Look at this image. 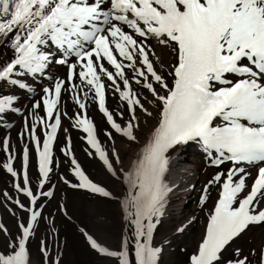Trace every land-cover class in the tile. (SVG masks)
<instances>
[{
    "label": "snow or ice",
    "instance_id": "snow-or-ice-1",
    "mask_svg": "<svg viewBox=\"0 0 264 264\" xmlns=\"http://www.w3.org/2000/svg\"><path fill=\"white\" fill-rule=\"evenodd\" d=\"M148 38L169 49L173 57L167 69L160 63L159 73L150 59L153 49L144 43ZM49 43L57 49L56 56L42 49ZM0 47L4 49L0 57V89L8 88L24 98L33 92L27 78L45 76L49 61L66 64L67 69L64 79L56 78L54 83L44 85L39 100L31 102L29 109H21L16 94H0V121L6 127H12L8 119L24 112L33 121L30 127L24 124V131L36 146L39 173L36 186L30 187L26 145L21 152L23 184L16 183L14 187L31 206L13 201L25 212L23 218H16L15 237L0 224L8 240L0 251V264H31L28 241L37 230L38 218L47 219L38 198L53 195L51 188H43L52 171L63 86L74 92L87 85L88 91L83 95L89 97L94 92L91 100L111 128L128 141H136L135 131L140 123L136 108L146 116L152 113L130 88L126 67L133 69L131 80L142 83L154 98L147 102L157 111L154 126L126 170L120 169L118 175L110 156L118 164L119 154L115 149L110 155L101 149L93 121L79 114L73 117L72 127L87 134V144L95 149L107 173L122 180L118 202L125 221L123 239L113 250L81 229L90 247L113 258L114 264H160L163 245L168 241L162 238L154 243V231L161 223L168 196L176 187L166 179L172 161L170 152L187 142L200 145L211 166L231 164L226 172L216 171L202 185L201 205L207 201L211 187L215 186L218 192L206 212L201 238L188 264H221L222 252L234 239L250 226L264 225V206L260 205V200H264V0H0ZM68 57H73L74 62L67 63ZM137 60L140 67L136 66ZM156 61L159 63L160 58L156 57ZM77 76L80 85L74 83ZM104 77L110 82L107 86ZM117 77L122 84L117 83ZM113 88L127 105L129 119L123 124L117 123L106 107V91ZM72 100L78 105L77 113L86 108L78 96L73 95ZM41 102L43 117L39 114ZM45 118L51 119L46 122ZM41 130L42 146L38 140ZM0 151L8 154L0 167L11 177H18L21 173L13 166L16 149L10 148L9 136L0 137ZM61 151L71 158L70 171L79 181L73 187L112 197V192L85 175L67 145ZM246 166H251L254 174ZM59 179L69 183L64 176ZM4 196L8 197V193ZM59 210L65 211L63 205ZM183 230L182 225L175 232ZM39 252V264H54L44 240L40 241ZM233 252L224 264H264V242L252 253H243L238 247Z\"/></svg>",
    "mask_w": 264,
    "mask_h": 264
},
{
    "label": "bare ground",
    "instance_id": "bare-ground-1",
    "mask_svg": "<svg viewBox=\"0 0 264 264\" xmlns=\"http://www.w3.org/2000/svg\"><path fill=\"white\" fill-rule=\"evenodd\" d=\"M144 43L153 49L154 55L150 54V59L152 57L155 58V63H153L155 70L157 71V69H160L159 72L162 71L160 63H164L165 69H167L173 59L171 54H169L167 50L165 51L163 47L155 44L156 42L153 43L152 41L149 42L145 40ZM3 54L4 49L0 47V57H2ZM156 57L160 58L159 63H157ZM124 63L130 64L132 62L124 61ZM136 66L140 67L138 60L136 61ZM66 71L67 69L63 67L62 71L57 72L58 75H52L51 73L49 83H54L56 78L64 79ZM124 71L125 75L129 77L130 88L140 95L143 104L148 100L154 99L146 89H143L142 83L136 84L135 81L131 80V76L133 75V69L131 67H126ZM163 75L167 78L166 70L163 71ZM228 78L233 79V77ZM116 79L118 84H122V81H120L118 77ZM137 79L142 81V77L140 76H137ZM103 80L106 86L110 83L107 81L106 77H104ZM49 83L47 81V83L44 82L43 84ZM80 84L81 82L77 81L76 85ZM153 84L157 88V91H160L159 87L155 85V82H153ZM43 87L44 85L40 86L36 91L33 90L27 98L23 96L20 97L21 103L19 106L22 110L29 109L31 102L39 100V95ZM67 88V85L62 87L61 99L59 101L61 129L58 139L56 140L57 163L54 165V169L52 168L49 181L46 182L47 187L43 188L44 191L51 188L53 190V195L50 197L38 198L39 204L44 205L42 215L43 217H47V219L38 218L37 230L28 241L31 264H39L41 261V253L39 252L41 240H44L46 249L54 264H114L113 258L102 256L90 247L84 232L93 236V238L105 247L113 250L117 249L125 234V221L118 202V194L121 193L122 189V180L112 177L107 173L106 168L103 166V162L95 155V149L87 144V140L85 139L87 134L79 128L72 127L74 123L73 117L79 114L82 117L86 116L91 119L101 149L109 155L113 149H115L119 154L118 164L116 163V158L110 156L111 162L118 170V175L120 169H127V165L130 164V161L134 158V154L141 144L144 143L154 124L146 125L145 128H142L141 125L145 122V114L141 112L139 108H136L135 115L140 121L138 131L142 132V136L139 137V139L136 138V141L130 142L116 133L115 130L111 128V125L107 123L103 114L98 111L94 102L91 100V96L94 95V92H90L89 97L83 95L84 91H88L87 85H84L82 90L76 89L74 92H68ZM73 95L78 96L86 104V108L80 113H77L78 105L74 104L72 100ZM145 97H147V100ZM151 105L155 114H153L151 110H149V112L152 113V117H155L157 116V111L155 106L153 104ZM106 107L114 114V120L117 123L123 124L129 119L126 102L119 99V95L114 88L106 91ZM65 112L68 113L67 116L63 115ZM117 112L121 113V115H116L115 113ZM139 113H141L140 116ZM39 114L43 117L42 102L40 103ZM7 122L12 124V127L8 128L5 126L0 128V137L5 135L10 137V148L16 149V154L13 156V159L18 160L17 164H19L21 152L26 145L28 146L29 153L32 152V144L29 141L28 134L24 131V124L27 123L30 127L33 121L31 117H28L27 113L24 112L20 117L11 118ZM42 136L43 131L41 130L38 132V139H41ZM109 136L111 138H109ZM66 137L68 139H65ZM65 145L70 148L73 157L81 166V170L89 177L93 178L98 184L112 192V197L90 195L78 191L76 187L72 186L75 184L77 178L70 171L72 168L71 158L65 156L64 152L61 151V148ZM7 156V153L0 151V166H2L4 160L7 159ZM189 163L190 165L192 164L191 167ZM33 164L34 159L31 157L30 168ZM175 164V169L173 168L168 174L171 175V178L167 176L170 185L175 184L176 187L174 189L177 190V187L184 184V181L188 179L196 182L194 188L197 187V191L194 197L191 196L187 207L176 216H172L173 210H176L173 208L175 200L180 198L181 201H183V196L178 193L173 195L175 200L169 210V217L163 219L162 216L161 223L155 229L154 243H159L162 238L168 241L166 245H163V254L160 257V264H188V258L196 249L199 239L201 238L203 224L206 221V212L213 205L217 192L215 186L211 187L208 192L207 201L203 205L199 203L198 195L202 191V185L207 182L206 178L214 171L211 167L205 166L201 157H192L187 159V163L175 162ZM228 165V163H224L222 166H219L218 171L224 168L221 172H226ZM246 167L250 173L254 174L255 170L251 166ZM32 170L33 169H31V178L33 179L32 187L34 188L38 182V178L34 177L35 174L32 173ZM60 176H64L69 183L65 184L61 181L59 179ZM251 178L252 177L249 178L248 182L251 181ZM13 179V177L4 173L0 167V224L7 228L8 234L11 237L17 235L16 218H23L25 216L24 210L19 209L13 203V190L11 188ZM5 192L8 193V197H11V199L4 196ZM17 193L21 196L23 195L19 192ZM21 202L26 204V206H31L27 205V199H21ZM61 205H63L65 210L63 212L59 210ZM260 205L264 206V200L260 201ZM35 206L38 207L39 205ZM8 209H12V211L10 212ZM186 221L187 223L184 225ZM182 225L184 226V230L181 233H176L175 229ZM81 229H84V232H81ZM261 242H264V225L250 226L247 231L240 235L238 239H234L226 250L222 252L221 264H224L226 259L234 255V248H240L243 253H252V250ZM6 245L7 244L0 247V251H3Z\"/></svg>",
    "mask_w": 264,
    "mask_h": 264
},
{
    "label": "rangeland",
    "instance_id": "rangeland-1",
    "mask_svg": "<svg viewBox=\"0 0 264 264\" xmlns=\"http://www.w3.org/2000/svg\"><path fill=\"white\" fill-rule=\"evenodd\" d=\"M0 242L3 243V245L6 243V240L1 237Z\"/></svg>",
    "mask_w": 264,
    "mask_h": 264
}]
</instances>
